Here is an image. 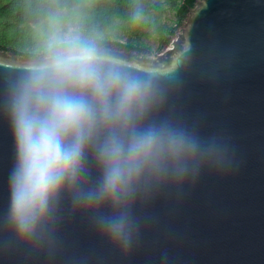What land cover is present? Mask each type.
<instances>
[{"label": "clouds", "instance_id": "obj_1", "mask_svg": "<svg viewBox=\"0 0 264 264\" xmlns=\"http://www.w3.org/2000/svg\"><path fill=\"white\" fill-rule=\"evenodd\" d=\"M97 0H14L31 40L29 57L0 80V118L12 158L0 226L34 248L53 244L67 209L105 240L130 251L140 208L226 171V137L167 111L182 85L187 52L163 73H141L108 47L92 23ZM128 22L154 26L144 0Z\"/></svg>", "mask_w": 264, "mask_h": 264}, {"label": "water", "instance_id": "obj_2", "mask_svg": "<svg viewBox=\"0 0 264 264\" xmlns=\"http://www.w3.org/2000/svg\"><path fill=\"white\" fill-rule=\"evenodd\" d=\"M112 50L141 73H163L187 52L167 111L226 137L231 167L206 171L182 196L172 191L140 208L130 251L65 209L56 241L44 248L23 245L0 226V264H264V0H196L160 50ZM28 57L0 47V80ZM11 158L0 118V216Z\"/></svg>", "mask_w": 264, "mask_h": 264}, {"label": "trees", "instance_id": "obj_3", "mask_svg": "<svg viewBox=\"0 0 264 264\" xmlns=\"http://www.w3.org/2000/svg\"><path fill=\"white\" fill-rule=\"evenodd\" d=\"M196 0H180L176 7V23L163 33L165 42L171 33L182 24L186 13L195 4ZM14 0H0V47L10 49L18 54L30 55L31 40L25 28L21 27V18L15 15L12 9ZM146 10L150 11L154 26L141 25L133 27L128 22L129 0H97L92 12V23L103 31L107 45L112 49L138 50L145 52L148 48L144 45L123 42L117 39L126 34L128 38H139L146 34L161 30L163 25V9L156 0H144Z\"/></svg>", "mask_w": 264, "mask_h": 264}, {"label": "rangeland", "instance_id": "obj_4", "mask_svg": "<svg viewBox=\"0 0 264 264\" xmlns=\"http://www.w3.org/2000/svg\"><path fill=\"white\" fill-rule=\"evenodd\" d=\"M163 9V27L157 32L146 34L139 38H128L126 34L120 35L117 37L120 41L131 42L133 44L144 45L148 48L149 52H156L160 50L164 44L165 38L163 33H170L167 31L169 27L174 26L176 23V7L179 4L180 0H156ZM169 35V34H168Z\"/></svg>", "mask_w": 264, "mask_h": 264}, {"label": "flooded vegetation", "instance_id": "obj_5", "mask_svg": "<svg viewBox=\"0 0 264 264\" xmlns=\"http://www.w3.org/2000/svg\"><path fill=\"white\" fill-rule=\"evenodd\" d=\"M112 49V48H111Z\"/></svg>", "mask_w": 264, "mask_h": 264}]
</instances>
